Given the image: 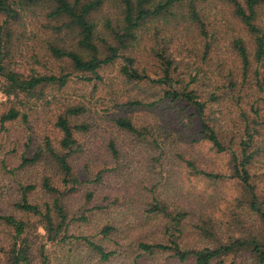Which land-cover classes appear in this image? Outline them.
Listing matches in <instances>:
<instances>
[{
  "label": "trees",
  "instance_id": "16d2710c",
  "mask_svg": "<svg viewBox=\"0 0 264 264\" xmlns=\"http://www.w3.org/2000/svg\"><path fill=\"white\" fill-rule=\"evenodd\" d=\"M41 1L51 2L49 17L67 19L68 28L79 29L78 45L89 53L84 55L55 43L48 45V51L57 59L68 60L74 71L91 74L82 76L84 81L101 80L99 69L123 57L126 78L165 85L162 99L192 106L196 112L191 113L188 127L192 128L194 117L200 119L201 134L218 153L229 155V169L217 172L199 168L172 142L175 154L192 173L211 182H233L237 195L229 207L230 219L224 224L210 214L201 213L194 219L190 203L170 202L157 179H147L137 195L131 189L128 195L129 189L124 186L110 185L123 175L121 151L115 139L109 140L108 150L116 163L96 171L93 179H83L73 161L83 148L78 135L91 128L84 119L88 108L83 103H67L55 123L58 135L54 139L47 136L42 146L36 144L32 155L29 152L33 138L29 137L21 155L19 168L43 166L40 183L20 182V196L11 203L0 193V225L7 233L0 245V264H264V0H228L253 46L250 48L243 38L234 40L241 61L240 77L230 79L227 94L214 89L206 99L190 88L199 72H191L190 82L177 87L180 81L175 75L181 61L167 49L157 51L162 66L159 78L140 73L134 59L120 52L129 47L144 22L173 14L177 6L184 19L197 22L206 34L202 15L204 3L209 0H121L122 24L112 31L118 45H108L103 54L94 42L96 24L90 19L102 0H0V12L6 17L0 26V131L7 130L8 122L28 123L30 102L43 99L46 87H65L71 76L64 72L25 74L14 66L9 49L13 36L10 25L22 17L29 5ZM229 93L236 108L232 113H238L237 118H226L222 109ZM158 102L161 100L135 99L125 104L151 109ZM114 121L139 141L149 143L159 153L155 162L162 164L160 158L166 151L165 139L160 140L164 133L160 122H155L158 126L137 124L129 114L118 115ZM2 166L8 168L4 161ZM38 188L47 196L42 203L32 199ZM77 194L83 205L72 211L68 201ZM6 203L13 212L5 207ZM94 215H105L94 233L71 232L73 227L78 230V224L92 221ZM131 216L136 219L133 223L127 221ZM145 226L148 228L144 233H137ZM52 247L59 252L58 257L52 254Z\"/></svg>",
  "mask_w": 264,
  "mask_h": 264
},
{
  "label": "rangeland",
  "instance_id": "374dc122",
  "mask_svg": "<svg viewBox=\"0 0 264 264\" xmlns=\"http://www.w3.org/2000/svg\"><path fill=\"white\" fill-rule=\"evenodd\" d=\"M51 7L50 1L31 4L19 20L11 23L13 36L9 49L13 54L12 60L17 71L25 74L64 72L70 73L71 76L65 87H59L58 84L46 87L44 92L47 95L43 99L30 102L32 112L28 123L24 124L21 120L8 122L7 130L0 131V193L3 197L11 203L20 196V182L40 183L42 165L19 168L21 155L27 149L29 137L33 138L29 152V155H32L31 151L36 144L42 146L47 136L54 139L58 135L55 123L66 104L83 103L88 108L84 119L88 120L91 128L89 132L78 135L83 148L73 161L83 179H93L96 171L116 163L108 150L109 140L115 139L121 151L123 175L114 178L110 185L124 186L129 189L128 195L131 193L130 189L137 195L147 183V179H157L156 182L164 185V197L170 202L190 203L191 207L188 208H192L194 219L204 213L214 216L224 224L230 219V216H227L229 207L237 195L235 184L231 181L211 182L202 175L192 173L186 162L175 154L172 145V142H175L180 152L188 160L194 161L199 168L217 172L229 169V155L218 153L212 143L201 134L200 119L194 117L192 128L188 127L190 115L196 112L195 109L184 101L173 103L162 99V89L165 85L153 84L147 79L126 78L122 70L126 64L123 57L99 69L101 80L84 81L82 76L91 74L74 71L68 60L57 59L48 51V45L55 43L84 55L89 53L78 45L81 38L78 28H68L65 25L67 19L49 17ZM173 11V14L144 22L136 30V38L130 42L128 48L121 49L120 53L132 57L134 67L140 73L159 78L162 75V66L157 51L165 48L168 54L181 61L175 75V79L180 81L176 84L177 87H184L190 82L191 72H199L197 81L190 84L191 89L204 95L205 99L214 89H218L219 94H227L226 86L230 79L236 81L241 71V61L234 40L243 38L250 48L253 46L246 28L235 16L232 6L228 0H209L204 3L202 18L206 24V34L202 33L197 22L184 19L180 6L175 7ZM123 16L121 0H102L101 5L91 13L90 19L96 24L94 42L102 54L107 51L108 45H118L112 31L122 24ZM5 18L0 12V26ZM230 96V93L225 96L222 109L226 118L230 115L237 118L238 113H232L236 108ZM0 97L3 95L0 94ZM135 99L161 102L151 109L134 108L125 104ZM121 114L131 115L135 123L141 125L149 123L158 126L155 122L161 123L160 127L164 129V133L160 140L165 139L163 145L166 151L160 158L162 164L160 161L155 162L159 153L151 149L149 143L139 141L130 132L116 125L114 119ZM3 161L7 163V169L2 166ZM9 168L15 172L9 171ZM114 173L110 177L114 176ZM157 173L159 175H156ZM118 191L120 190H116ZM32 199L42 203L47 196L38 188ZM68 205L72 211L83 205L80 194L72 196ZM5 207L13 212L10 204L6 203ZM103 217L105 215H94L92 221L78 224V230L73 227L71 232L94 233ZM135 220L131 216L127 221L133 223ZM147 228L148 226H145L137 233H144ZM149 229L150 232L153 231L152 228ZM6 234V229L0 225V245L5 241ZM52 254L59 256L54 247ZM141 264L153 263L143 261Z\"/></svg>",
  "mask_w": 264,
  "mask_h": 264
}]
</instances>
